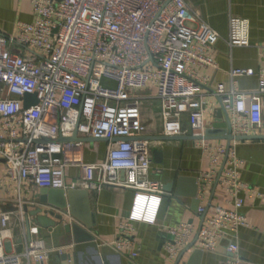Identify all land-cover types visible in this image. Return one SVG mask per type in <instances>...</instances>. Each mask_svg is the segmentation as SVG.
<instances>
[{
  "label": "built area",
  "instance_id": "2783aa9c",
  "mask_svg": "<svg viewBox=\"0 0 264 264\" xmlns=\"http://www.w3.org/2000/svg\"><path fill=\"white\" fill-rule=\"evenodd\" d=\"M34 20L17 23L16 36L0 34V160L3 178L15 183L17 200L0 209V264H46L49 249L38 236V226L25 224L27 212L20 194L21 182L36 188L99 192L106 187L162 195V184L149 178L150 145L141 119L142 98L136 92L148 86L160 103L165 136H182V118L189 133L218 166L226 156L219 185L228 193L231 208H217L196 232L195 244L213 251L222 235L233 236L247 225L241 211L248 185L239 178L241 161L233 146L205 138L206 103L202 87L208 76L200 70L216 68L213 49L220 35L200 20L197 26L189 0H31ZM226 44L249 45L247 19L229 16ZM264 61V44L259 46ZM230 85L219 83L210 91L220 100L233 136L260 127L264 110V67L255 71L230 68ZM257 75L260 85L247 92L235 79ZM106 80L113 85H104ZM2 93H5L2 96ZM34 94L37 103L24 107L23 96ZM106 139L103 161L86 163V142L55 141L71 137ZM52 142L35 143L38 138ZM78 167V178L67 181L65 170ZM214 170L200 177L211 182ZM199 206L197 213L203 215ZM11 221L13 223H11ZM19 230L18 240L12 227ZM172 239L164 243L174 259L189 244L194 230L189 222L167 228ZM20 251H15L18 245ZM113 247L130 258L137 256L134 227L120 222ZM224 264H251L241 257L235 241L229 242ZM59 254L62 253L58 249Z\"/></svg>",
  "mask_w": 264,
  "mask_h": 264
},
{
  "label": "crops",
  "instance_id": "0c3cea01",
  "mask_svg": "<svg viewBox=\"0 0 264 264\" xmlns=\"http://www.w3.org/2000/svg\"><path fill=\"white\" fill-rule=\"evenodd\" d=\"M194 19L188 24L197 26L200 20L215 29L220 37L213 49L216 68L200 70V75L208 76L206 87H202L203 100L206 103L204 124L210 136L222 131L226 112L220 100L209 88L219 83L227 88L230 85V68H248L257 71L264 67L260 56L261 44H264V0H189ZM229 16L244 18L249 23V45L229 48L226 44ZM34 20L31 0H0V34L16 36L17 23H30ZM106 81V80H105ZM235 87L252 92L260 85L257 75L235 79ZM5 93H2L4 96ZM142 98L141 119L146 126L143 136L158 139L165 136L160 118V103L155 90L148 86L136 92ZM218 113V115H217ZM217 126V127H214ZM182 127L186 133L179 140L148 141L150 153L153 149L161 152L158 161H153L149 178L162 184L165 194L137 192L131 189L106 187L99 192H87V195L73 196L66 205L65 214L58 225L44 229L40 235L45 247L49 249L46 264H224L227 257L226 245L235 241L242 258L251 264H264V138L231 140L230 146L241 161L239 178L248 185V190L240 196L243 203L241 211L247 217V225L239 228L235 236L226 233L218 240L216 248L203 251L195 244L189 249H181L174 258H168L163 246L167 240V228L181 222L191 223L194 234L205 225V219L215 214L217 208H231L228 193L219 185L218 178L226 169V156H220L218 166L213 167L191 136L187 118L183 116ZM239 136H264V110L260 127ZM212 143H221L227 147L224 139H208ZM107 140L86 142L83 160L86 163L103 161L107 150ZM214 170L211 182H201L200 177ZM81 171L78 167L65 170L67 181L76 179ZM3 162L0 160V209H11L17 200L16 184L3 178ZM21 200L29 210L41 207L54 215L61 212L53 202L61 201L59 195L53 202L39 201L41 189L21 182ZM169 186V189H165ZM85 191V190H82ZM60 204V203H59ZM203 206V215L197 208ZM128 221L134 227V242L137 256L130 258L125 252L113 247L111 242L118 233L120 222ZM11 223H13L11 221ZM73 224V229L65 232L64 226ZM12 233L18 240L19 230L12 227ZM187 245V246H188ZM22 245L14 248L20 251ZM58 249L62 253L57 252Z\"/></svg>",
  "mask_w": 264,
  "mask_h": 264
},
{
  "label": "water",
  "instance_id": "95a60500",
  "mask_svg": "<svg viewBox=\"0 0 264 264\" xmlns=\"http://www.w3.org/2000/svg\"><path fill=\"white\" fill-rule=\"evenodd\" d=\"M212 88H209L210 91H212L213 88H215L216 86H211ZM23 101H24V107H28L31 105H35L37 103L36 99H35V95L34 94H25L23 96ZM218 115V113H217ZM217 127V126H214ZM221 127L223 128L222 131L219 134L210 136L212 134V132L206 131L205 134V138L206 139H224L226 140V144L227 147H229L230 145V141L231 140H245V139H258V138H264V136H233L231 134V130L229 128V119H228V115H226V120L225 122L221 125ZM184 138V136H161L158 139H153L150 138L148 136H141L138 138H115L114 141H118V140H133V139H141V140H147V141H152V140H179ZM186 138L192 139V140H196L198 139L197 137H192V136H187ZM75 140H82L84 142H95V141H104L106 139H102V138H92V137H86V138H79L76 136V131L74 130L73 134L71 137H67V138H63V137H59L57 140L55 141H75ZM35 143H44V142H52V140L47 139V138H38L37 140L34 141ZM152 157H153V161H158V158H160V156L162 155L161 152L157 151L156 149H153L151 151ZM165 189H169V186H166ZM61 196V201L57 202H53L52 199H57L58 196ZM75 195H87V191H82V190H62V189H48V188H42L41 189V193H40V197H39V201L41 202L40 204L42 205V203H50L53 202V204L61 210V212L57 215H54V213L52 211L47 212V210H43L41 207H36L32 210L28 209V206L25 205L24 209L27 212V216L25 218V224L26 227H28L29 222H31L32 224L38 226V236L41 237L40 233L42 230L44 229H48V228H53L56 227L58 225V221L62 220L63 215L65 214V208L67 204H70L73 196ZM73 224L67 223L64 226V230L65 232H69L71 231V229H73ZM167 236V240H171L172 237L169 234H166ZM197 235H195L194 240L192 241V243L190 245H188L185 249H189L190 246L196 241ZM179 262V258L177 257L174 264H178Z\"/></svg>",
  "mask_w": 264,
  "mask_h": 264
},
{
  "label": "rangeland",
  "instance_id": "374dc122",
  "mask_svg": "<svg viewBox=\"0 0 264 264\" xmlns=\"http://www.w3.org/2000/svg\"><path fill=\"white\" fill-rule=\"evenodd\" d=\"M104 85H108V86H111V85H113L111 82H108V81H105V80H103V82H102Z\"/></svg>",
  "mask_w": 264,
  "mask_h": 264
}]
</instances>
